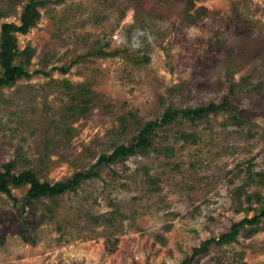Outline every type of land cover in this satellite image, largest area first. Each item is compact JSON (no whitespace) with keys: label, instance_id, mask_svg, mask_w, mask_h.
Masks as SVG:
<instances>
[{"label":"rangeland","instance_id":"obj_1","mask_svg":"<svg viewBox=\"0 0 264 264\" xmlns=\"http://www.w3.org/2000/svg\"><path fill=\"white\" fill-rule=\"evenodd\" d=\"M40 1L14 33L31 77L0 85V171L96 175L37 201L8 178L0 264H183L210 240L191 264H264V0ZM26 4L0 0V31Z\"/></svg>","mask_w":264,"mask_h":264},{"label":"trees","instance_id":"obj_2","mask_svg":"<svg viewBox=\"0 0 264 264\" xmlns=\"http://www.w3.org/2000/svg\"><path fill=\"white\" fill-rule=\"evenodd\" d=\"M40 0H27V4L23 8V13L21 16L22 25L19 27L13 23H5L1 27L0 31V67L2 70V76L0 77V85H6L16 82L20 78H30L31 75L25 71L22 66L16 65L15 60L19 57V51L15 43V32H27L28 29L34 25L40 18V12L38 7L40 6ZM188 113L191 111L193 114L205 113V109L197 108L194 110H186ZM187 114V113H186ZM147 142V137L142 134L141 140L137 144H131L130 146H121L116 149L114 154L110 157L103 156L99 163L110 164L111 162H117L124 159L136 152V148L142 146ZM93 171L86 173H78L73 179L66 182H59L56 184H51L49 182H41L34 170H25L21 173L14 172V164L6 163L3 165V170L0 171V191L5 193H10V189L7 185L8 178L13 181L16 185L30 184L31 188L28 192L27 198L30 201H37L44 197H53L61 195L67 191H76L80 184L81 178L93 177ZM262 215H264V207L262 210ZM257 219H253L250 222H255ZM238 225L233 228V233L224 234L218 241L219 244L228 243L237 234ZM210 240L206 243L204 248H197L190 260L184 262L183 264H191L195 259L207 251L209 244L213 243Z\"/></svg>","mask_w":264,"mask_h":264},{"label":"clouds","instance_id":"obj_3","mask_svg":"<svg viewBox=\"0 0 264 264\" xmlns=\"http://www.w3.org/2000/svg\"><path fill=\"white\" fill-rule=\"evenodd\" d=\"M142 34V33H141ZM135 46V45H134Z\"/></svg>","mask_w":264,"mask_h":264}]
</instances>
